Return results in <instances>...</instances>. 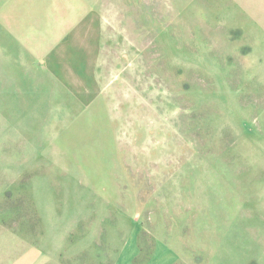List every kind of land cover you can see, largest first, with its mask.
I'll use <instances>...</instances> for the list:
<instances>
[{
  "label": "rangeland",
  "instance_id": "obj_1",
  "mask_svg": "<svg viewBox=\"0 0 264 264\" xmlns=\"http://www.w3.org/2000/svg\"><path fill=\"white\" fill-rule=\"evenodd\" d=\"M0 264H264V0H0Z\"/></svg>",
  "mask_w": 264,
  "mask_h": 264
}]
</instances>
